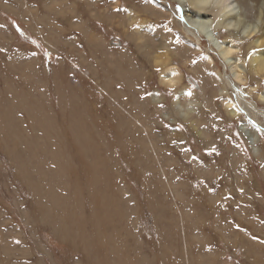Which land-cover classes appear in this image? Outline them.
Wrapping results in <instances>:
<instances>
[{"label":"rangeland","instance_id":"obj_1","mask_svg":"<svg viewBox=\"0 0 264 264\" xmlns=\"http://www.w3.org/2000/svg\"><path fill=\"white\" fill-rule=\"evenodd\" d=\"M178 16L177 0H0V264H264V134L255 153L225 108L237 86L264 110V78L229 84ZM255 37L236 39L246 60Z\"/></svg>","mask_w":264,"mask_h":264},{"label":"bare ground","instance_id":"obj_2","mask_svg":"<svg viewBox=\"0 0 264 264\" xmlns=\"http://www.w3.org/2000/svg\"><path fill=\"white\" fill-rule=\"evenodd\" d=\"M156 1L158 2L159 0ZM177 1L179 5L182 6L184 11L183 17L178 16V18H176L177 20H179L178 22L181 23L183 31L186 35H190L196 38L197 43L200 42L201 38L205 39L209 47L215 50V52H218L219 56L222 58L221 60H223L224 62L225 67H228L230 70V79L225 78L224 76L229 84L235 82L237 84L239 83L245 86L248 81L246 77L248 71L256 75L257 79L264 78V30L260 29V26L262 25L261 23L263 22L262 11L264 13V0ZM256 1L258 3L262 2L261 5L256 3ZM162 7L164 11H168L169 7L167 6V4L162 5ZM255 8H258L260 13L256 16V19H252L251 17L254 15L253 11ZM157 11L160 12V10L158 9ZM163 14H165V12H163ZM128 20L130 22L133 21L131 10H129L128 12ZM224 30L226 31V35L223 37L219 36L220 32ZM135 34H137L141 39L145 38V33L138 29L137 31H135ZM254 36L256 37L253 39L254 43L251 44L252 46L249 53L251 54V56H248V60H246L239 54L241 52V49L236 39H248ZM150 41L151 40L149 39V42ZM253 49L255 50L254 52H252ZM166 55H156L153 58L154 64L163 65V70L160 74L159 82L165 88H168L170 90H180L176 96L174 108L184 120H187L189 119L192 107L186 106L181 102L184 101L182 97L186 94V90H183L181 87V85H184L182 84L183 76L178 71L176 64L166 63L169 59V56ZM207 62L209 65L213 64L214 59L211 55H208ZM233 88L235 90L234 94H230V98L225 103V108L227 109L228 115H230L231 117L243 118V122H239V129L245 134V138H248L250 145L253 147V151L257 153L261 150L260 149L257 151L256 146L259 142V134H264V122L260 121L257 116L262 115V117L264 118V110L258 109V107L253 103L250 104L246 99V95L242 91H240L237 86ZM256 90V85H252L249 87V92H255ZM257 95L259 100L264 104V91H261L259 93L257 92ZM153 98L155 100V97ZM151 100H153L152 97ZM197 101L198 100H192V102ZM242 113H244L245 117H243ZM258 154L257 155L261 158L264 156L263 151Z\"/></svg>","mask_w":264,"mask_h":264},{"label":"water","instance_id":"obj_3","mask_svg":"<svg viewBox=\"0 0 264 264\" xmlns=\"http://www.w3.org/2000/svg\"><path fill=\"white\" fill-rule=\"evenodd\" d=\"M210 49L213 50L212 48H210ZM213 51H214V50H213ZM189 80H190V82H191L192 84H194V85L196 84L195 81H194L192 78H189Z\"/></svg>","mask_w":264,"mask_h":264}]
</instances>
